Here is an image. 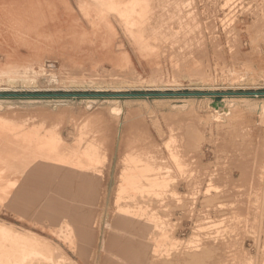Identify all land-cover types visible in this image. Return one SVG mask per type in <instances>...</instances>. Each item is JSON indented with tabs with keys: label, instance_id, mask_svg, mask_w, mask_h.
Segmentation results:
<instances>
[{
	"label": "rangeland",
	"instance_id": "1",
	"mask_svg": "<svg viewBox=\"0 0 264 264\" xmlns=\"http://www.w3.org/2000/svg\"><path fill=\"white\" fill-rule=\"evenodd\" d=\"M5 263L264 264V0H0Z\"/></svg>",
	"mask_w": 264,
	"mask_h": 264
},
{
	"label": "bare ground",
	"instance_id": "2",
	"mask_svg": "<svg viewBox=\"0 0 264 264\" xmlns=\"http://www.w3.org/2000/svg\"><path fill=\"white\" fill-rule=\"evenodd\" d=\"M154 14V13H153ZM156 18V17H155ZM151 23V22H150ZM147 30V29H146ZM167 31V30H166ZM147 32V31H146ZM145 32V33H146ZM148 32H150V31H148ZM147 32V33H148ZM168 32H170V31H168ZM144 33V34H145ZM150 33H152V29H151V32ZM149 34V33H148ZM165 34V33H164ZM163 34V35H164ZM171 34V33H170ZM177 35V34H176ZM159 36V35H158ZM170 36V35H169ZM171 37V36H170ZM172 38V37H171ZM173 39L175 40V38H174V36H173ZM159 41V40H158ZM162 43V42H161ZM223 104V102L221 103V104H219L220 106ZM219 105H217V106H219ZM148 152V151H147ZM28 248H30V246H22L21 248H19V247H14L13 248V250H11V251H14V252H10L9 250H8V252H7V255H9V257L7 258V259H9V262H11V261H14V260H16V259H19V258H21L22 259V257H21V255H25V253L23 252V250H25V249H27L28 250ZM5 249H9L8 247L7 248H5ZM31 249H34V247H31ZM30 249V250H31ZM26 250V251H27ZM35 250V249H34ZM32 255H33V252H32ZM28 256V255H27ZM25 257V256H24ZM23 257V258H24ZM29 258V257H28ZM31 258V257H30ZM25 260V259H24ZM3 263H4V261H2ZM8 262V261H7ZM14 262H16V261H14ZM6 264V263H5ZM22 264V263H21ZM25 264V263H24Z\"/></svg>",
	"mask_w": 264,
	"mask_h": 264
},
{
	"label": "water",
	"instance_id": "3",
	"mask_svg": "<svg viewBox=\"0 0 264 264\" xmlns=\"http://www.w3.org/2000/svg\"><path fill=\"white\" fill-rule=\"evenodd\" d=\"M222 102H220V101H216V102H214V105H213V107H217V105H219V104H221Z\"/></svg>",
	"mask_w": 264,
	"mask_h": 264
}]
</instances>
